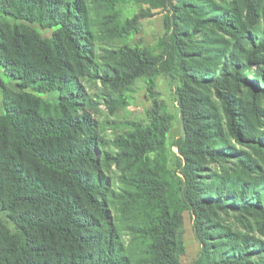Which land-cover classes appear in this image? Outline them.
<instances>
[{"label":"rangeland","instance_id":"1","mask_svg":"<svg viewBox=\"0 0 264 264\" xmlns=\"http://www.w3.org/2000/svg\"><path fill=\"white\" fill-rule=\"evenodd\" d=\"M207 3L241 13L249 29L263 25L259 14L253 25L248 24L246 6L252 3L256 12L261 13L264 0H201L197 3L196 0H77L76 7L83 5L88 22V42L83 44L88 60L85 67L70 62L68 70L63 72L64 77L73 82L66 94L78 89V93H74V109L63 108L60 97L64 92L52 90L46 81L30 88L24 86L21 79H13L5 73L16 74L20 67H31V70L43 67L35 42L39 38H50L52 31L23 21L15 22L9 14L0 13V62L7 64L6 68L0 65V115L8 108L35 114L45 121L77 115L90 122V129L73 135L72 145L92 143L93 161L87 162L82 171L90 181L96 178L102 183L104 194L99 201L105 217L102 219L94 209L80 202V211L93 215L99 226L84 237L97 238L113 229L114 243L121 250L124 264L152 263L154 239L150 222L159 205L167 212L170 237L174 241L172 255L177 264H217L219 254L212 252L216 251L218 243L229 245L224 247L229 252L243 247V240H247L252 249L257 247L261 251L237 264H264V219L256 213L206 207L195 214L184 202L180 180L186 181L182 171L187 165L194 172L195 193L201 198L213 197L217 182L228 184L231 180L248 188L257 181H264V135H261L264 133V100L253 99L246 87H237L232 82L222 88L221 92L230 99L239 116L243 135L239 141L228 131L217 90L211 85H195L184 77L186 73L209 77L211 73H219L218 64L243 59L233 48L235 38L231 35L241 37L235 29L231 30L233 34H226L212 26L200 28L195 24L200 20V7ZM203 12H207V7ZM75 19L82 23L79 16ZM15 23L20 28V37L11 47L9 29ZM170 44L178 55H183L176 66L170 64ZM245 49L249 50L246 43ZM128 50L152 64L127 83H104L103 73H129L136 66ZM64 58L68 60L67 56ZM263 61L264 56L254 64L253 72L257 74L243 72L242 78L246 82L257 81L256 75L264 71ZM46 69L57 75L62 73L56 70L52 60ZM138 128L154 135L159 143L141 160L133 161L126 156L130 151L121 148L119 140L136 135ZM208 146L228 156L209 157L197 152L198 148ZM184 153H189L188 158ZM18 161L30 172L31 178L41 182L38 191L46 187L59 193L66 191L41 169L26 160ZM146 178L161 184L153 198L141 187L125 181ZM234 199L231 197L228 202ZM33 213L40 215V210ZM197 227L203 238H199ZM15 239L16 227L11 214L0 210V262L11 251ZM30 240L33 247L43 248L39 260L44 263H50L56 256L64 260L90 255V249L77 250L62 238L33 235ZM99 247L102 248L100 241L94 244L95 249Z\"/></svg>","mask_w":264,"mask_h":264},{"label":"trees","instance_id":"2","mask_svg":"<svg viewBox=\"0 0 264 264\" xmlns=\"http://www.w3.org/2000/svg\"><path fill=\"white\" fill-rule=\"evenodd\" d=\"M82 2V1H81ZM201 2V0H196ZM77 0H3L0 1V13L9 14L16 21H23L45 30L52 31L50 38L37 39L35 47L37 54L41 57L43 67H20L17 73L5 72L11 78H19L24 86L34 88L42 82L52 86L54 91H63L60 97L63 108L74 109L75 94L78 89L66 94L68 87H73V82L64 77L63 72L68 70L70 62H75L78 66L85 67L87 62V50L83 45L88 42L87 35L88 22L83 5L76 7ZM192 3V7H194ZM207 7V12L206 11ZM198 15L200 20L196 21L197 27L212 26L226 34H233L235 29L241 34L236 35L233 48L239 52L243 59L228 61L218 64L217 73L211 76H195L186 73L184 77L198 86L211 85L217 90V94L222 101L223 113L225 114L228 131L235 139L241 141V125L239 116L230 101L223 95L222 88L227 82H232L237 87H246L253 99L264 100V71L257 76V81H245L242 78L243 72L255 75L254 64L258 63L264 56V7L261 13H257L255 6L247 4L246 18L249 25H253L257 14L263 20L260 28L249 29L241 13L233 9L223 10L212 4H204L200 7ZM79 16L82 23L76 21ZM171 23L169 22V25ZM258 24V22L256 23ZM168 25V22H167ZM171 26H169L170 28ZM168 28V29H169ZM18 25H10L9 35L11 47L16 45L20 37ZM250 32V33H249ZM85 37H82V35ZM245 43L249 45V50L245 49ZM63 44L64 46H62ZM64 48H62V47ZM66 47V48H65ZM171 52L170 64L175 63L183 57L173 50L174 45L170 44ZM66 49V50H65ZM127 50V49H125ZM137 63L129 73H114L108 75L103 73L102 81L109 84H124L138 76L140 71L149 68L152 63L141 59L135 51H127ZM17 54H19L17 52ZM68 57V60L64 58ZM57 71H62L60 75L52 73L49 69L50 60ZM264 62V61H263ZM166 64V62H165ZM3 68L7 64L0 62ZM221 65V66H220ZM11 70V69H10ZM90 129V122L83 116L66 117L58 121L43 120L35 114L23 113L21 111L6 108L0 115V171L2 172V183L0 184V210L9 212L15 222L16 239L11 245V251L6 253L0 264H124L121 262V250L114 243L115 233L109 229L106 235H99L97 238L85 236L95 228L97 219L93 215H87L80 211V202L94 209L102 219L105 217L102 203L99 198L104 194L103 185L98 179L90 181L83 173L87 162L93 161L92 143L85 142L82 146H73V135L83 130ZM136 135H130L127 139L119 140L121 148L129 150V158L139 161L149 152H152L159 143L157 138L151 133L141 129H136ZM263 136L264 133H261ZM264 144V143H263ZM182 151V147L180 148ZM197 152L209 157H225L228 153L220 152V149H213L208 146L206 149L198 148ZM189 154V153H188ZM188 154L184 155L188 158ZM194 154H197L194 152ZM126 157L125 155H123ZM26 160L34 168L41 169L45 175L56 184H62L66 191L62 193L51 191L45 188L38 191L40 181L31 178L28 170H25L19 163ZM36 170V169H35ZM186 181L182 182L184 202L186 207L194 213L202 207L209 209H233L242 213H256L264 219V181H257L250 187H241L235 181L229 180L228 184L217 182V190L212 191L213 197L201 198L195 193V176L192 168L182 171ZM125 180V179H124ZM152 178L145 180L127 181L128 185L142 188L153 198L157 195L161 184L154 183ZM69 193L65 194L66 192ZM235 199L228 202L229 198ZM43 207V210H42ZM152 217L150 226L153 227L151 234L154 241L151 244L153 260L151 264H177L173 253V239L167 218V212L161 205L157 206ZM33 210H40V215H35ZM99 227V226H98ZM199 238L202 237L200 227H197ZM33 235L52 236L62 238L77 250L88 248L90 255L87 257L71 256L63 260L62 256L52 258L50 263L39 260L43 248L33 247L30 237ZM102 244V248H94V244ZM203 241V240H202ZM205 242V241H203ZM36 246V245H35ZM229 245H216L219 260L217 264H237L245 261L248 257L255 255L261 249H252L247 240H243V247L232 249L227 252L224 247ZM236 251V253H235ZM1 256V255H0ZM77 258V259H76Z\"/></svg>","mask_w":264,"mask_h":264}]
</instances>
